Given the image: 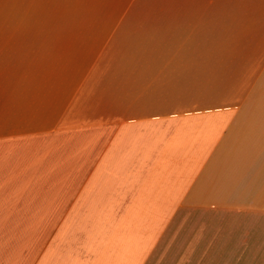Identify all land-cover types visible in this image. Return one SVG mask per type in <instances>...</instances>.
I'll return each mask as SVG.
<instances>
[{
    "label": "crops",
    "instance_id": "crops-1",
    "mask_svg": "<svg viewBox=\"0 0 264 264\" xmlns=\"http://www.w3.org/2000/svg\"><path fill=\"white\" fill-rule=\"evenodd\" d=\"M264 0H0V264H264Z\"/></svg>",
    "mask_w": 264,
    "mask_h": 264
},
{
    "label": "rangeland",
    "instance_id": "rangeland-1",
    "mask_svg": "<svg viewBox=\"0 0 264 264\" xmlns=\"http://www.w3.org/2000/svg\"><path fill=\"white\" fill-rule=\"evenodd\" d=\"M263 98H264V95H263Z\"/></svg>",
    "mask_w": 264,
    "mask_h": 264
}]
</instances>
